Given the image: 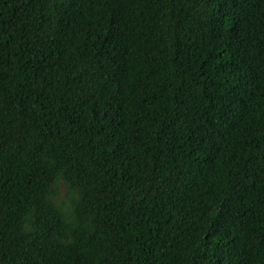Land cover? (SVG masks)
Wrapping results in <instances>:
<instances>
[{
    "label": "trees",
    "instance_id": "16d2710c",
    "mask_svg": "<svg viewBox=\"0 0 264 264\" xmlns=\"http://www.w3.org/2000/svg\"><path fill=\"white\" fill-rule=\"evenodd\" d=\"M0 264H264V0H0Z\"/></svg>",
    "mask_w": 264,
    "mask_h": 264
}]
</instances>
